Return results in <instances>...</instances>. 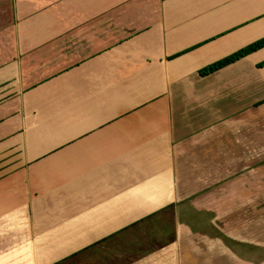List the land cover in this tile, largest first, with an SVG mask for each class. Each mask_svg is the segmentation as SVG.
<instances>
[{"label": "crops", "instance_id": "0c3cea01", "mask_svg": "<svg viewBox=\"0 0 264 264\" xmlns=\"http://www.w3.org/2000/svg\"><path fill=\"white\" fill-rule=\"evenodd\" d=\"M262 37L264 0H10L0 264H264L242 216L193 190L222 188L227 158L198 162L181 135L209 108L264 105V47L198 74Z\"/></svg>", "mask_w": 264, "mask_h": 264}, {"label": "rangeland", "instance_id": "374dc122", "mask_svg": "<svg viewBox=\"0 0 264 264\" xmlns=\"http://www.w3.org/2000/svg\"><path fill=\"white\" fill-rule=\"evenodd\" d=\"M5 7L10 8V0H0V9ZM218 94L213 92V99H216ZM258 97L263 98L264 92L259 93ZM237 101L241 100L237 99ZM241 105L236 103V107H222L220 115L216 113L215 107L209 108L206 119L195 118L194 124L190 127L191 130L181 133V135H198L197 138L194 136L191 139L185 138L182 147L186 152L197 156L195 160L198 162L201 159L204 163L210 160L212 164L217 162L220 164L221 161L222 164H226L227 158L231 174L222 188L193 190L203 192L200 195L202 199H205L206 194L208 198L223 199L221 204H212L211 210L204 205L205 210L210 213L240 214L242 220H245H240L238 223L240 227L245 228L243 236L250 241L247 242L245 252H248V248L252 249L254 245L256 246L254 252L255 250L259 252L264 249V105L261 104L255 113L252 111L245 113ZM12 149L13 146H8L7 150ZM227 152L228 156H226ZM189 158L188 155L183 157L187 162ZM2 162L3 158L0 156V164ZM5 162L11 163V159H5ZM212 170L215 171L214 168ZM220 173H223V170L215 172V174ZM216 176L214 175V178ZM221 177L226 176L223 173ZM198 194L200 193L196 195ZM261 254L264 253L261 252Z\"/></svg>", "mask_w": 264, "mask_h": 264}, {"label": "trees", "instance_id": "16d2710c", "mask_svg": "<svg viewBox=\"0 0 264 264\" xmlns=\"http://www.w3.org/2000/svg\"><path fill=\"white\" fill-rule=\"evenodd\" d=\"M264 47V37H262L261 39L239 49L238 51L220 59L217 60L213 63L208 64L207 66L201 68L198 71V74L200 76H207L209 74H212L214 72H216L217 70L235 62L236 60H239L245 56H247L250 53H253L261 48ZM264 66V60L260 63H258V67H263Z\"/></svg>", "mask_w": 264, "mask_h": 264}]
</instances>
